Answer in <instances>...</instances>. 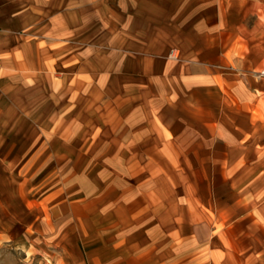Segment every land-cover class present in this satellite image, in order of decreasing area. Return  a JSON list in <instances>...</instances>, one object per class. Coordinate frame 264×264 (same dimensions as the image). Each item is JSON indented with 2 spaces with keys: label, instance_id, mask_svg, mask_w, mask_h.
I'll use <instances>...</instances> for the list:
<instances>
[{
  "label": "crops",
  "instance_id": "1",
  "mask_svg": "<svg viewBox=\"0 0 264 264\" xmlns=\"http://www.w3.org/2000/svg\"><path fill=\"white\" fill-rule=\"evenodd\" d=\"M263 1L0 0V244L264 264Z\"/></svg>",
  "mask_w": 264,
  "mask_h": 264
},
{
  "label": "rangeland",
  "instance_id": "2",
  "mask_svg": "<svg viewBox=\"0 0 264 264\" xmlns=\"http://www.w3.org/2000/svg\"><path fill=\"white\" fill-rule=\"evenodd\" d=\"M252 2H249V7ZM249 8V9H250ZM256 10L264 12V1L258 6H254ZM256 19L251 17L250 21ZM264 25V19H263ZM264 29V26H263ZM264 45V36H263ZM264 66L260 67L256 74L261 77L260 72ZM63 258L56 248L50 242H28V241H10L9 243L0 244V264H74Z\"/></svg>",
  "mask_w": 264,
  "mask_h": 264
},
{
  "label": "built area",
  "instance_id": "3",
  "mask_svg": "<svg viewBox=\"0 0 264 264\" xmlns=\"http://www.w3.org/2000/svg\"><path fill=\"white\" fill-rule=\"evenodd\" d=\"M260 74H261V75H264V68H263V70L260 72Z\"/></svg>",
  "mask_w": 264,
  "mask_h": 264
}]
</instances>
